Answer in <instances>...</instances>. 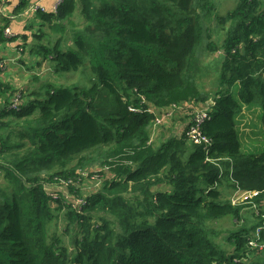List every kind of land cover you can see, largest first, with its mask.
I'll return each instance as SVG.
<instances>
[{"label": "trees", "instance_id": "16d2710c", "mask_svg": "<svg viewBox=\"0 0 264 264\" xmlns=\"http://www.w3.org/2000/svg\"><path fill=\"white\" fill-rule=\"evenodd\" d=\"M261 3L239 0L224 16L208 0L39 8L51 30L35 36H60L39 44L37 63L83 80L28 89L0 110V264H264V248L249 245L264 226V149L245 152L238 126L245 106L261 107L264 135ZM28 6L18 0L14 12ZM76 10L84 25L68 36L57 25ZM10 25L0 16V44L17 40L4 34ZM186 104L207 105L209 143L193 144L187 126L155 146L156 117ZM92 175L97 187L86 190ZM161 183L169 188L153 189ZM222 185L257 194L233 204ZM225 217L237 219L229 250L211 224Z\"/></svg>", "mask_w": 264, "mask_h": 264}, {"label": "rangeland", "instance_id": "374dc122", "mask_svg": "<svg viewBox=\"0 0 264 264\" xmlns=\"http://www.w3.org/2000/svg\"><path fill=\"white\" fill-rule=\"evenodd\" d=\"M210 3L215 6L217 9V13L219 15H227L230 11L234 10L238 4L239 0H208ZM57 2V0H56ZM55 2V4H56ZM32 6V5H31ZM261 8L264 10V0H262ZM26 10V9H25ZM24 10V11H25ZM54 11V9L52 10ZM23 15V14H22ZM65 25L66 29L68 30V36L72 35V29L74 27H82L84 25L83 16L80 13V10H76V12L66 21L60 22L57 26ZM30 27H32L30 25ZM35 28V27H34ZM57 28V27H56ZM55 28V29H56ZM40 29H44L46 32L50 31L51 28L49 24L40 25L35 30V33H37ZM33 33V32H32ZM35 36V34H34ZM60 36V33L57 31H54L53 34L50 37V42H48L47 38H40V37H34L32 38V41L30 43H27L26 39L23 40L22 36L19 34L16 36L17 39H20L22 42L21 45H18L17 54L20 55L17 59L15 64H12L10 67V75L4 74V77L0 78V85L2 87H5L9 93V95H12L11 101L15 100L17 97L19 99H22V95L29 94L30 91L28 89L38 90V91H44L42 90V86L45 87L48 84H82L83 80V74L81 72H67L59 74L57 73L54 68L52 67V64L50 61L45 60L42 65H39L38 61L43 60L42 56L34 51L38 50L39 44H52L56 38ZM35 39V42H34ZM38 40V42H36ZM15 42V41H14ZM38 43V45H36ZM22 48V49H19ZM33 54V55H32ZM35 54V55H34ZM220 52L216 53V58L219 56ZM37 57V59H35ZM34 62L35 67L30 68L31 64ZM1 69V68H0ZM61 73V72H60ZM15 78V79H14ZM14 79V80H13ZM2 96V93L0 91V97ZM5 95L2 96L4 98ZM10 103H8L9 106ZM245 106L243 108V111L241 112V116L239 117V126L241 130V141L243 144V149L245 152H257L264 149V135H263V125H262V118H261V107L253 106L249 108H246ZM174 118V117H173ZM169 120L166 125H159L152 133L153 137V143L155 146H158L166 137L168 138L172 133H176L177 130L181 127L182 123L178 119ZM186 119L187 116L185 114L182 115V120ZM185 121V123H186ZM184 122V121H183ZM187 124V123H186ZM185 126V124L183 125ZM93 167L90 168L88 171H92ZM96 175H92L91 179L88 180V185L84 187L86 190H91L93 188L97 187V182L95 181ZM166 184H158L155 187H153L154 190L161 188L163 189ZM61 184H50L47 185V188L49 190H54L55 188H62ZM221 188H226L229 194L227 195V198H232V194L234 193V190L230 189L227 185H222ZM224 192H226L224 190ZM253 192V194H252ZM252 196L254 195V191H252ZM69 198H72L69 196ZM251 203V202H248ZM253 207V206H252ZM264 210V208H263ZM244 217L246 222L250 224L251 222H254L256 220L255 215L253 214V209L249 206L244 208ZM230 220L237 221L235 218L225 217L218 219L216 221H213L211 224L215 228L214 230L217 231L216 234V241L225 249L229 250L231 248V244L228 241V233L236 228L234 222L231 223ZM242 222H238V224H241ZM257 256L251 255L250 261L256 259Z\"/></svg>", "mask_w": 264, "mask_h": 264}, {"label": "crops", "instance_id": "0c3cea01", "mask_svg": "<svg viewBox=\"0 0 264 264\" xmlns=\"http://www.w3.org/2000/svg\"><path fill=\"white\" fill-rule=\"evenodd\" d=\"M4 1H5V7H4L5 9L3 8L2 12L0 11V16L2 18H7L10 20L11 18H8L4 15L5 10L8 9L9 12L14 17L11 19V25L9 27L15 33H18L20 36H22L23 40L26 39L27 43H30L32 41V38H34V34L36 31L35 29L43 24L41 17L36 12L37 10L32 9L31 5H36L37 3H39L46 9V11H52L55 6V2H56V0H29V6L25 11L21 13H15L14 9L16 5L18 4V0H4ZM30 25L32 27H30ZM34 42H35V39H34ZM36 42H38V40H36ZM21 43L22 42L20 41V39L19 40L17 39L15 42H11L8 44H0V68H1L0 78L4 77V74H6L7 76L10 75L11 65L15 64L17 59L20 57V55H16V54H17V49H18L17 47L18 45H21ZM19 49H22V48H19ZM20 59L21 58H19V60ZM35 59H37V57ZM34 67H35V64L33 62L30 68H34ZM0 91L2 93V96L5 95L4 98H2V96L0 97V110H1L4 106L8 105L9 102H11L12 95H9L7 89L5 87H2V85H0ZM200 107H204V106H199L198 109ZM246 108L251 109L250 107H246ZM183 114H185L188 119L187 121L186 119L181 120L182 125L176 132V134L178 135L182 133V131L185 129L186 123L189 121V116L186 113L182 112V115ZM241 114L242 113L238 115V126H239V117L241 116ZM184 124L185 126H183ZM239 130H240V126H239ZM163 184H166V183H163ZM168 188H169V185L167 183L163 189L158 188L156 190L164 191V190H167ZM234 193H235V190H234Z\"/></svg>", "mask_w": 264, "mask_h": 264}, {"label": "built area", "instance_id": "2783aa9c", "mask_svg": "<svg viewBox=\"0 0 264 264\" xmlns=\"http://www.w3.org/2000/svg\"><path fill=\"white\" fill-rule=\"evenodd\" d=\"M60 1L61 0H57L55 6L53 8L54 10L57 9V6L60 3ZM4 7H5V1L0 0V11L1 12H2V9ZM31 8L35 9V10H38L40 8V9L46 11V9L39 3H37L36 5H32ZM4 15L8 18H11V19L14 18L8 9L5 10ZM4 34L8 38H14L18 35V33H15L9 26L5 28ZM19 102H20V99H19V97H17L15 100H13L12 107H17ZM213 103H214V101L211 99V101L208 103V105L213 104ZM191 108H194V110L191 112V114H193V117L191 119V122H189V124H188V126H189V129L187 132L188 137H190L191 142L193 144H197V145L203 144V143L208 144L209 138H207L206 136L203 135V133L200 131V128H201V125L203 124V122L209 117V112H208L207 108L198 109L193 104H186L185 106H174L173 108H170L168 111L160 113L156 117L155 124L153 126L154 129H156L157 126L162 125L165 122H167V120H169L171 118V116L173 115V113L176 109L188 111ZM131 109L136 110L135 108H131ZM251 192L252 191L237 189L231 198V202L233 204H238L239 202L244 201L246 198L252 197L253 192H252V194H251ZM255 194H257V192L254 191V195ZM263 234H264V226L258 227L256 232H255V237L250 239L249 245L253 248H257V247H259L260 249L264 248V244L261 242V237Z\"/></svg>", "mask_w": 264, "mask_h": 264}, {"label": "clouds", "instance_id": "9594fccd", "mask_svg": "<svg viewBox=\"0 0 264 264\" xmlns=\"http://www.w3.org/2000/svg\"><path fill=\"white\" fill-rule=\"evenodd\" d=\"M210 101H211V100H209V102H210ZM209 102H208V103H209ZM208 103H207V105H208ZM207 105H206V106H207ZM206 106H204V107H200L199 109L206 108ZM160 112H162V111H159V113H160ZM182 112L187 114V112H185V111H182ZM171 118H172V116H171ZM171 118H170L169 120H171ZM169 120H167V122H168ZM167 122H165L164 124H166ZM189 122H190V119H189V121L187 122V124H186V126H185V129L187 128ZM164 124H162V125H164ZM153 128H154V127H153ZM185 129H184L183 131H185ZM154 130H155V129H154ZM183 131H182V132H183Z\"/></svg>", "mask_w": 264, "mask_h": 264}]
</instances>
